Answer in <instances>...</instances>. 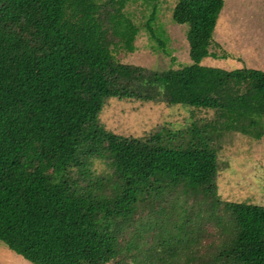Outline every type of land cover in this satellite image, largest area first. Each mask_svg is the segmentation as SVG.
I'll list each match as a JSON object with an SVG mask.
<instances>
[{"label": "trees", "instance_id": "trees-1", "mask_svg": "<svg viewBox=\"0 0 264 264\" xmlns=\"http://www.w3.org/2000/svg\"><path fill=\"white\" fill-rule=\"evenodd\" d=\"M134 1L0 0V241L33 264H106L132 248L121 244V231L141 207L167 204L158 189L182 187L186 204L171 213L162 205L145 223L155 230L149 263L189 248L183 264H264V206L221 201L215 183L222 136L264 134V71L201 64L224 56L210 49L224 0L176 1L172 20L187 24L190 64L156 71L117 61L115 45L136 48L140 26L125 8ZM156 12L142 27L163 49L168 38ZM110 98L208 108L216 118L166 141L161 130L121 136L96 125ZM78 149L111 162L113 186L90 180L75 188L57 178L67 156L79 161ZM199 195L209 209L191 204V212L186 205ZM205 220L215 223L218 242L202 261L180 246Z\"/></svg>", "mask_w": 264, "mask_h": 264}, {"label": "rangeland", "instance_id": "rangeland-1", "mask_svg": "<svg viewBox=\"0 0 264 264\" xmlns=\"http://www.w3.org/2000/svg\"><path fill=\"white\" fill-rule=\"evenodd\" d=\"M177 0H137L126 5V11L131 14L133 22L140 26L135 35L133 52L113 47L117 61L141 66L149 70L163 71L169 68L177 69L192 61L189 56L187 40V24L172 20V9ZM155 6L157 21L162 24L168 41L165 48L157 46V42L150 39L148 32L142 27L148 18L151 9ZM211 51L222 57H205L201 64L219 67L227 70L234 68H254L264 71V0H224V6L213 33ZM213 109L169 104L164 101H144L137 98H110L107 99L98 114L97 126L121 136H152L158 131L166 138L176 130L186 129L193 122L204 125L215 120ZM89 126L86 127V130ZM261 129H264L261 127ZM217 147V175L216 194L221 201L245 202L264 206V134L260 138L254 134L247 135L239 132L226 133L216 143ZM85 149H78L76 157L65 158V169L57 177L63 179L72 187L84 188L90 180H102L105 185L113 186L117 179L111 162L103 156L86 154ZM75 164H74V163ZM80 164H86L89 174H80ZM157 187V185H156ZM157 189V188H156ZM156 189L150 191L157 193ZM161 197L168 199L167 204L161 199H152L147 205L138 210L134 219L122 229L120 242L122 245L132 241V248L123 251L115 259L106 264H151L146 257L149 247L153 244L155 230H145L148 218L155 219L158 209L166 204V210L171 213L180 205L187 203L182 187L158 189ZM198 203L189 200L186 205L191 212L195 211L192 205H201L209 209L207 203L199 195ZM156 211H155V209ZM216 211V210H215ZM218 213L221 211L218 209ZM138 233L140 237L138 238ZM193 238L181 244L191 246L193 252L208 259L215 252L217 245V227L213 221L205 220L199 233L192 234ZM138 240V241H137ZM139 246L136 247V244ZM197 244L200 246H197ZM152 248L160 250V248ZM199 247L198 251L196 248ZM189 248L180 250L176 255L154 254V264H183ZM183 254V255H182ZM0 264H33L14 252L5 243L0 241ZM217 264V263H214Z\"/></svg>", "mask_w": 264, "mask_h": 264}]
</instances>
